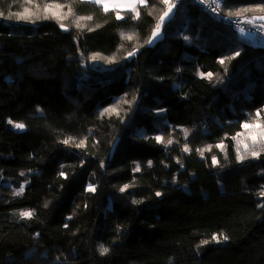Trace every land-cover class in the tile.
<instances>
[{
	"label": "trees",
	"instance_id": "16d2710c",
	"mask_svg": "<svg viewBox=\"0 0 264 264\" xmlns=\"http://www.w3.org/2000/svg\"><path fill=\"white\" fill-rule=\"evenodd\" d=\"M167 4L0 0V264H264V47Z\"/></svg>",
	"mask_w": 264,
	"mask_h": 264
},
{
	"label": "built area",
	"instance_id": "2783aa9c",
	"mask_svg": "<svg viewBox=\"0 0 264 264\" xmlns=\"http://www.w3.org/2000/svg\"><path fill=\"white\" fill-rule=\"evenodd\" d=\"M180 0L172 2L170 7L179 3ZM201 3L211 16L228 23L237 30L250 32L256 45L264 47V25L253 16L227 17L222 13V7L227 0H197Z\"/></svg>",
	"mask_w": 264,
	"mask_h": 264
},
{
	"label": "rangeland",
	"instance_id": "374dc122",
	"mask_svg": "<svg viewBox=\"0 0 264 264\" xmlns=\"http://www.w3.org/2000/svg\"><path fill=\"white\" fill-rule=\"evenodd\" d=\"M177 0H167V14H169V10H170V8H172V7H170V5H171V3L172 2H176ZM175 6V5H174ZM170 7V8H169ZM136 8V7H135ZM263 9L264 10V4L263 5H260V6H257V7H255V9ZM248 9H250V8H245V9H243L242 11H244V10H248ZM225 16H227V17H231V16H228V15H226V14H224ZM241 16H253V17H255L259 22H261V24L262 25H264V11H256L255 13H252V14H242V15H239V17H241ZM117 17H118V19L120 18V19H123L124 18V16L122 15V14H118L117 15ZM234 17H237V16H234ZM160 23V22H159ZM239 31V35H240V37L243 39V40H245V41H247V42H249V43H252V44H255L254 43V41H253V38H252V36H251V34H250V32H248V31H243V30H238ZM155 32V31H154ZM154 34V33H153ZM158 34V36L159 35H161V31H160V28L155 32V36ZM151 42L153 43L154 42V39H153V35H152V38H151ZM247 127H250L249 125L248 126H246V129H247ZM248 135V136H247ZM160 140H162L163 139V137H161V136H159L158 137ZM252 141V148H254V146H255V141H256V136H253V134H252V132H251V130H249V128H248V130H247V134H240V137H239V139H238V144H239V146H240V148L242 149V151H247L248 149H249V147H250V144H249V142L248 141ZM28 212V211H27Z\"/></svg>",
	"mask_w": 264,
	"mask_h": 264
},
{
	"label": "crops",
	"instance_id": "0c3cea01",
	"mask_svg": "<svg viewBox=\"0 0 264 264\" xmlns=\"http://www.w3.org/2000/svg\"><path fill=\"white\" fill-rule=\"evenodd\" d=\"M90 1L101 4L108 10H116V11L131 10L141 4H144L145 2V0H90ZM171 11L172 10L170 8L169 12ZM156 36H158V34ZM156 36L154 35L153 39Z\"/></svg>",
	"mask_w": 264,
	"mask_h": 264
},
{
	"label": "snow or ice",
	"instance_id": "6c2138e0",
	"mask_svg": "<svg viewBox=\"0 0 264 264\" xmlns=\"http://www.w3.org/2000/svg\"><path fill=\"white\" fill-rule=\"evenodd\" d=\"M129 39H130V37H129ZM237 55H239V53H237ZM221 62H223V61H221ZM9 123H11V121H9ZM15 127H17V128H23L24 125L23 124H16ZM65 142L67 143V141H65ZM157 195H159V193ZM21 215L22 216H25V217H30L32 215V213L31 212H23V213H21ZM214 239H215V237H214ZM107 252H108V249L102 246L101 247V254L103 255V254H105Z\"/></svg>",
	"mask_w": 264,
	"mask_h": 264
}]
</instances>
